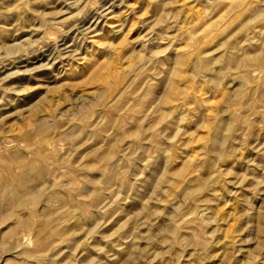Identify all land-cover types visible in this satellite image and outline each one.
I'll use <instances>...</instances> for the list:
<instances>
[{
	"label": "rangeland",
	"instance_id": "rangeland-1",
	"mask_svg": "<svg viewBox=\"0 0 264 264\" xmlns=\"http://www.w3.org/2000/svg\"><path fill=\"white\" fill-rule=\"evenodd\" d=\"M0 264H264V0H0Z\"/></svg>",
	"mask_w": 264,
	"mask_h": 264
}]
</instances>
